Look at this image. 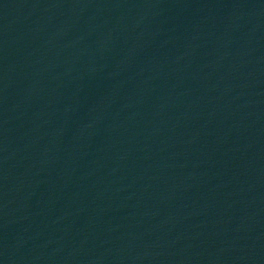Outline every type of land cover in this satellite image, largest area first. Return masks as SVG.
Wrapping results in <instances>:
<instances>
[{
    "label": "water",
    "instance_id": "water-1",
    "mask_svg": "<svg viewBox=\"0 0 264 264\" xmlns=\"http://www.w3.org/2000/svg\"><path fill=\"white\" fill-rule=\"evenodd\" d=\"M0 264H264V0H0Z\"/></svg>",
    "mask_w": 264,
    "mask_h": 264
}]
</instances>
